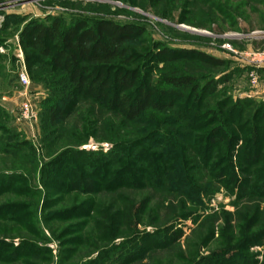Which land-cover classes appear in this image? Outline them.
I'll use <instances>...</instances> for the list:
<instances>
[{
    "label": "rangeland",
    "instance_id": "obj_1",
    "mask_svg": "<svg viewBox=\"0 0 264 264\" xmlns=\"http://www.w3.org/2000/svg\"><path fill=\"white\" fill-rule=\"evenodd\" d=\"M53 17L139 26L143 34L128 43L135 59L126 67L140 69L150 84L160 76L211 81L210 91L190 99L185 119L187 91L171 111L137 122L79 98L64 121L51 122L45 110L66 96V78L24 48L22 33ZM165 47L196 50L223 65L171 61L158 55ZM261 50L264 0H0V264L264 262V67L246 61ZM20 71L27 87L17 80ZM231 104L239 113H231ZM214 129L218 145L208 149L206 135ZM243 148L254 155L258 148L260 159L243 165ZM116 150L126 161L111 167L110 181L86 175L84 163ZM75 151L89 154L57 162ZM66 162L85 174L86 184L69 182ZM124 166L125 181L114 176ZM168 227L176 231L174 242L129 257L136 234Z\"/></svg>",
    "mask_w": 264,
    "mask_h": 264
},
{
    "label": "trees",
    "instance_id": "obj_2",
    "mask_svg": "<svg viewBox=\"0 0 264 264\" xmlns=\"http://www.w3.org/2000/svg\"><path fill=\"white\" fill-rule=\"evenodd\" d=\"M48 21V23L38 22L27 26L23 30L22 40L25 49H30L39 58L46 59L54 72L65 75L68 85L66 96L61 98L60 105H53L45 110L51 122L64 121L76 105L74 100L78 98L88 99L108 111L117 113L126 122H137L152 113L171 111L178 98L180 99V93L183 94V91H187V105L183 106L181 112V116L185 119L190 99L194 96H197L198 99L202 96V92L210 91L211 81L201 85L199 79L188 75L160 76L156 83H146L139 77L140 69L126 67V64H131L135 59V54L128 50V43L138 40L143 34V30L139 26L116 24L104 18L92 22L85 19L77 20L70 24H66L62 17H53ZM158 55L165 56L171 61L179 57L216 68L223 65V61L196 50L178 51L165 47L158 52ZM39 58L34 60L38 61ZM157 83L166 89H157ZM196 98H194L195 103ZM237 110V106L231 104V113H239ZM196 116L198 113L195 118H197ZM260 125L264 135V113L261 115ZM217 131L220 130L214 129L207 133L205 140L208 149H216L219 141L215 138ZM257 137L258 133L250 138V141L254 144L257 143ZM121 145L123 143L117 142L115 148L119 149ZM242 150H240L239 158L243 165L254 164L261 157L258 148L255 150V155L244 148ZM87 154L89 153L83 151L66 152L60 156L57 162L62 161L63 157L80 161L81 158H87ZM124 161H126L124 154L121 155L116 150L109 157L103 156L97 163H84L83 167L87 172L86 175L97 176V173H100L104 182L107 179L110 181L109 177H113L114 169L111 167L121 162L124 163ZM65 165L67 171L65 174L69 177V182L73 183L77 177L78 181L87 183L84 181L85 174L83 172L69 165V162H66ZM125 166L115 170L116 175L114 176L121 177L119 180L128 179L124 178L127 173ZM55 181L59 186L64 183L59 180ZM263 183L259 188L264 193ZM129 212L131 216L132 213L137 212V208H132ZM176 237V231L169 227L163 231L149 234L138 233L129 240L126 249L128 251L130 249L129 257L136 259L137 256L144 255L145 251L148 252L151 247L159 243L166 240L174 242Z\"/></svg>",
    "mask_w": 264,
    "mask_h": 264
},
{
    "label": "built area",
    "instance_id": "obj_3",
    "mask_svg": "<svg viewBox=\"0 0 264 264\" xmlns=\"http://www.w3.org/2000/svg\"><path fill=\"white\" fill-rule=\"evenodd\" d=\"M246 61L249 64H252L256 68L264 67V50L256 51V52H250L246 55ZM17 80L20 85L27 87L29 85V81L27 78V75L25 71H20L17 74ZM29 108L25 107V112L28 114Z\"/></svg>",
    "mask_w": 264,
    "mask_h": 264
}]
</instances>
